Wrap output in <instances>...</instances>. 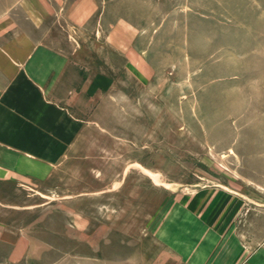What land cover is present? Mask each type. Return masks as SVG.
<instances>
[{"label":"rangeland","instance_id":"obj_1","mask_svg":"<svg viewBox=\"0 0 264 264\" xmlns=\"http://www.w3.org/2000/svg\"><path fill=\"white\" fill-rule=\"evenodd\" d=\"M4 101L0 264H264V0H0Z\"/></svg>","mask_w":264,"mask_h":264},{"label":"crops","instance_id":"obj_2","mask_svg":"<svg viewBox=\"0 0 264 264\" xmlns=\"http://www.w3.org/2000/svg\"><path fill=\"white\" fill-rule=\"evenodd\" d=\"M13 89L17 90L16 87H13ZM6 95L8 96L9 92L6 91L4 94V97H6ZM39 103L41 104V106H47V103L45 101H43L41 98H40ZM16 104H17V102L14 105L9 104L8 101H4V102L0 103V132H4V131L9 132L7 134L0 133V140L6 142L9 146L10 145H14V146L18 145L16 143V134H15L16 131L25 130L26 128L29 130H32V131H35V130L44 131V130H46V128H48L46 126L45 127L44 126H39V127H32V126L26 127V126H24V124H22L23 122L20 119H18V116H17L18 111L16 109L17 107H14V106H16ZM20 146H22V145H20Z\"/></svg>","mask_w":264,"mask_h":264}]
</instances>
